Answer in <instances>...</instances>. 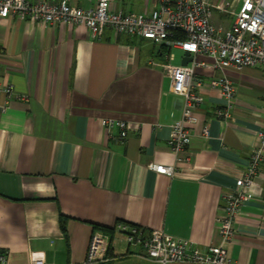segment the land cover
Segmentation results:
<instances>
[{
    "label": "crops",
    "instance_id": "0c3cea01",
    "mask_svg": "<svg viewBox=\"0 0 264 264\" xmlns=\"http://www.w3.org/2000/svg\"><path fill=\"white\" fill-rule=\"evenodd\" d=\"M67 1L81 9L97 3ZM210 1L214 24L229 29L234 15L218 9L227 0ZM156 4L112 0L124 14H148ZM0 48V250L7 264H31L33 254L45 264H85L96 226L113 229L119 222L164 230L202 250L219 244L223 195L260 143L264 68L221 72L208 56L192 55L206 64L193 72L204 83L197 90L203 102L189 147L175 156L168 140L184 98L172 91L165 66H182L183 50L172 49L169 61L170 50L149 40L110 29L94 40L85 26L17 17L0 18ZM219 77L235 87L228 121L215 117L225 102L209 84ZM9 85L28 101L7 103ZM105 119L127 122L128 137L108 132ZM151 164L174 166L176 175L158 174ZM258 176L227 246L230 264H264V161ZM104 234L109 260L99 264H159L116 233Z\"/></svg>",
    "mask_w": 264,
    "mask_h": 264
},
{
    "label": "built area",
    "instance_id": "2783aa9c",
    "mask_svg": "<svg viewBox=\"0 0 264 264\" xmlns=\"http://www.w3.org/2000/svg\"><path fill=\"white\" fill-rule=\"evenodd\" d=\"M155 7L148 14H124L112 8V0H97L90 9L71 6L67 0H0V18L17 17L40 25H79L87 27L94 40H100L106 29L116 35H127L152 41L159 48L170 52L167 59L172 61L171 50L179 48L192 55L204 54L212 63L211 68L224 72L226 69L241 71L247 67L264 68V0H227L218 6L223 12L234 15L229 29L216 26L213 22V6L210 0H156ZM180 36L179 38L176 36ZM1 52V48H0ZM206 67L205 63L190 62L187 66L167 64L166 70L172 82V91L183 96L182 118L171 128L168 145L175 156L189 147L192 139L191 126L199 121L197 108L203 97L197 90L204 83L193 76L194 68ZM209 86L219 90L225 102L215 111V117L228 121L235 98V87L227 77H219ZM6 102L17 99L23 102L29 97L18 93L13 86H5ZM102 126L111 132L119 131L121 139L128 137L125 121L102 120ZM157 128L160 125L156 126ZM203 136L210 137V128L204 127ZM259 145L253 150L246 172L236 180L231 192L223 195L217 246L205 250L198 246L167 234L164 230H147L143 227L119 222L115 233L131 247L143 250L145 258L159 264L195 263L230 264L227 246L233 243L236 223L243 206L254 198L253 189L258 179L260 166L264 161V126L258 132ZM149 168L158 174L175 176L174 166L151 164ZM109 237L101 231L93 233L85 264H99L109 260ZM0 264H7L6 252L0 250ZM31 264H45L42 256L31 258Z\"/></svg>",
    "mask_w": 264,
    "mask_h": 264
},
{
    "label": "trees",
    "instance_id": "16d2710c",
    "mask_svg": "<svg viewBox=\"0 0 264 264\" xmlns=\"http://www.w3.org/2000/svg\"><path fill=\"white\" fill-rule=\"evenodd\" d=\"M174 36H176V38L180 37V36L175 35V33H174ZM162 49H165V47L161 48L162 52L165 51V50H162ZM64 219H65L64 216L60 217V220H61V223H62L63 227H64V221H65ZM96 229H99L100 231H103L106 234H115V229L114 228L113 229H109V228H105V227H101V226H96Z\"/></svg>",
    "mask_w": 264,
    "mask_h": 264
},
{
    "label": "water",
    "instance_id": "95a60500",
    "mask_svg": "<svg viewBox=\"0 0 264 264\" xmlns=\"http://www.w3.org/2000/svg\"><path fill=\"white\" fill-rule=\"evenodd\" d=\"M194 58L190 51H185L182 59V66H187L190 62H193Z\"/></svg>",
    "mask_w": 264,
    "mask_h": 264
},
{
    "label": "rangeland",
    "instance_id": "374dc122",
    "mask_svg": "<svg viewBox=\"0 0 264 264\" xmlns=\"http://www.w3.org/2000/svg\"><path fill=\"white\" fill-rule=\"evenodd\" d=\"M156 1V0H155ZM216 1H219V0H216ZM230 2L232 1V0H229ZM152 2V1H151ZM157 3V2H156ZM157 5V4H156ZM152 7V6H151ZM152 9V8H151ZM215 12V11H214Z\"/></svg>",
    "mask_w": 264,
    "mask_h": 264
}]
</instances>
